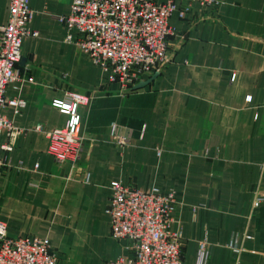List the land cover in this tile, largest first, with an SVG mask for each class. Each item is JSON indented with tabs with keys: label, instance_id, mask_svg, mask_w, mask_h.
I'll use <instances>...</instances> for the list:
<instances>
[{
	"label": "crops",
	"instance_id": "1",
	"mask_svg": "<svg viewBox=\"0 0 264 264\" xmlns=\"http://www.w3.org/2000/svg\"><path fill=\"white\" fill-rule=\"evenodd\" d=\"M72 1L29 0V28L38 37L23 39L20 79L5 92L23 106L0 110L21 130L12 150L0 153L7 235L47 239L57 264L129 258L127 242L110 236L105 214L117 181L175 195L170 230L181 231L182 264H197L200 242L207 244L204 264H264V201L254 202L264 193V0L193 4L185 19L174 14L171 61L126 95L65 41L58 17L69 14ZM8 15V0H0V27ZM67 92L91 95L79 109L75 168L56 163L35 130L65 126L67 117L51 104ZM111 123L127 140L122 148L110 136ZM6 142L3 131L0 146Z\"/></svg>",
	"mask_w": 264,
	"mask_h": 264
},
{
	"label": "built area",
	"instance_id": "2",
	"mask_svg": "<svg viewBox=\"0 0 264 264\" xmlns=\"http://www.w3.org/2000/svg\"><path fill=\"white\" fill-rule=\"evenodd\" d=\"M220 0H73L67 16L58 17L65 27V41L85 53L97 66L106 84L116 85L121 94H128L142 76L154 77L171 61L169 37L173 29L169 19L176 14L185 19L193 4L216 7ZM7 23L0 27V110L6 107L21 108L20 99L8 98L6 88L20 79L22 41L37 38L38 33L29 28L32 11L29 0H8ZM90 94L67 92L62 100H54L52 107L67 117L65 126L35 130L46 138L47 153L58 164L68 163L75 168L81 153L80 107L86 106ZM249 99V97H248ZM5 132L7 142L0 153L12 150L21 130L0 114V133ZM118 125L111 123L110 136L117 146L127 140L118 133ZM4 165L0 156V169ZM83 182L89 174L82 172ZM110 198L105 208L109 217L110 236L125 240L129 258H118L106 264H182L183 245L180 230L171 231L172 214L176 208L173 193L157 189L144 192L120 182L110 184ZM264 201L263 195L255 197V205ZM244 235V239H248ZM234 253L241 252L236 242L229 245ZM207 256L206 242H200L197 264H204ZM58 257L47 239L27 236L9 237L0 222V264H57Z\"/></svg>",
	"mask_w": 264,
	"mask_h": 264
}]
</instances>
